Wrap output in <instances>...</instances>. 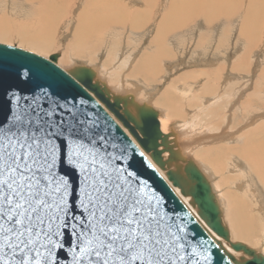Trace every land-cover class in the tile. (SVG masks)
Returning <instances> with one entry per match:
<instances>
[{
  "label": "snow or ice",
  "instance_id": "6c2138e0",
  "mask_svg": "<svg viewBox=\"0 0 264 264\" xmlns=\"http://www.w3.org/2000/svg\"><path fill=\"white\" fill-rule=\"evenodd\" d=\"M9 55L20 84L64 77L44 59ZM146 150L83 92L0 90V264H215L219 238L197 232L176 200L190 195L186 181L158 189Z\"/></svg>",
  "mask_w": 264,
  "mask_h": 264
},
{
  "label": "rangeland",
  "instance_id": "374dc122",
  "mask_svg": "<svg viewBox=\"0 0 264 264\" xmlns=\"http://www.w3.org/2000/svg\"><path fill=\"white\" fill-rule=\"evenodd\" d=\"M72 1L73 0H64V3H68L69 7L66 18L59 25L56 33V49L42 55L34 50L31 51L22 46L20 47L15 40H12L11 42L9 41V43L8 41L6 43L0 42V44L15 46L18 49L36 54L43 58H48L52 54L59 53V59L62 58L64 47L72 39L74 26L76 25L75 17L79 12H82L83 7L85 6V0H74V3ZM253 1L254 3L252 0H200L199 3L209 4V10L207 11L206 17L209 16L210 18L208 19L214 18V20H208L210 21L208 24L212 23L213 26L204 28L202 23H197V26L192 27L193 29L191 28L192 31L191 29L190 31L182 30L184 32H181L183 33L182 39L179 35H175L173 38H168L167 36V42L162 45V50H164V53L166 54V62L164 60V62L160 64L163 70H157V76H155L153 80L144 79L143 76L138 75L143 82H149L150 85L145 84L142 86L133 80H130L128 83L139 85L144 94L149 96V99L151 100L159 97L163 91L169 90L170 94H173L175 97L174 98L173 95H171V98H174L175 105L173 107L176 108L173 109V111L177 113L178 118L185 119L187 117L186 120L193 121L192 123L195 126L201 124L203 121V124L206 126L204 127L203 125V130H205V128L213 127V124L209 123L210 117H204L208 110L212 111V116L214 118L213 122L218 127L227 123V127L238 125V131H248L255 128L260 119L262 120H260L261 123H264V0H258L260 2L257 0ZM170 2V0H151L150 8L146 13L148 15V23L145 26L141 25L140 28L138 27L135 31L132 30L129 32L128 29L125 30L123 33L124 35L122 34L123 37L122 35H119L117 36L118 39L117 37L114 38L113 36H108L112 37L114 40H119V37L121 36L122 38H120V40L123 42H121L120 46L116 47L109 46L108 43H105L98 49V51H92L91 54H93L92 57L94 58L93 63L84 60V58L79 55V57H73L71 59L67 58L66 61H63V63L59 62L57 65L60 64L61 66L58 65L59 67L69 70L75 65L83 64L99 71L100 67L103 66V62L109 59L107 65L109 68H107V70L112 69L113 73L125 80L128 78L134 79V77H130L127 74V71H129L131 65L134 64V59L140 58V54L143 55L144 52L147 54H154L151 42H154L157 35L156 32L158 33V31H161V28H156L158 20L160 15L167 11ZM251 2L253 3V6ZM154 3L156 7H154ZM218 4H221L220 6H222V10L219 9L220 6H218V10L222 12H218V10H216L217 7H214ZM39 5V3H35L34 5L32 3L30 4L24 2V0H0V17H6L5 20L8 21L7 23H10L12 26H14V23L16 22L31 23V21L35 19V13L39 9H42V5ZM226 5L228 6L227 12V8H225ZM133 6L136 8L142 7L141 5ZM224 8L225 11H223ZM197 16H199V14H197ZM212 16H217L218 18ZM192 22H197V19L192 20L190 23L180 20L176 23V26L191 24ZM118 31L122 33L123 29L119 28ZM154 35L155 37L153 39ZM190 39L193 41L189 44L188 41ZM196 41H201L198 50H196L193 44ZM123 44L126 45L124 46ZM170 48L173 51H171ZM128 53H130V55ZM126 55L130 60V62L129 60L127 61L128 64L127 62H124ZM173 55L174 57H177L174 59ZM112 72L109 71L111 75ZM187 82H190L192 86L194 85L193 88L195 89L192 90L194 98L184 100L177 90L179 89L178 87H182ZM105 83L117 93V83ZM201 95H205V99L210 100V102H208V108L206 107L204 109L203 103L200 101V99H202L200 98ZM240 101H244L246 109L245 106L243 107V105H240ZM140 103H144V101ZM210 105H212V107H209ZM177 106H181L184 111L182 109L180 110V107ZM183 106L185 107L183 108ZM238 108L243 110V112L242 110H239L243 114L238 111ZM179 112L181 115H178ZM200 129L202 128L200 127ZM231 137L232 138L229 141L226 140L222 143H225L228 146L238 144L239 139L235 141L234 136ZM206 148L207 146H203L198 151H203V149ZM229 157L230 156H228V158ZM229 160L231 162L232 159L230 158ZM230 162H228V160L226 161L227 167L225 165V171H227L226 169L228 168V173L225 172L224 175H237L239 179L236 184L240 185L244 190L247 189L249 195L254 194V201L258 209L259 206L263 207L256 213L258 221L254 224L256 228L251 231L253 236L250 235L249 239L247 237L244 238L247 240L246 244L248 242V245H250L248 247L256 249L255 251L257 253L264 255V235L262 234V232H264V188L255 182L241 164L239 166L240 168L237 170L240 169L242 171L245 178H247V181L244 176L239 177V175L242 174L237 173L236 168L234 167L230 169ZM208 179L209 181L211 179L212 181L213 179L217 180V178L211 177ZM218 192L220 193L222 191L220 190ZM215 193L217 196L218 193ZM182 201L184 202L183 199ZM239 239L243 241L242 238ZM242 241L238 242L241 243ZM230 252L234 253L233 251Z\"/></svg>",
  "mask_w": 264,
  "mask_h": 264
},
{
  "label": "bare ground",
  "instance_id": "6f19581e",
  "mask_svg": "<svg viewBox=\"0 0 264 264\" xmlns=\"http://www.w3.org/2000/svg\"><path fill=\"white\" fill-rule=\"evenodd\" d=\"M170 1L171 2L167 11L164 14L160 15L158 20V24L156 28L157 29L161 28V31H158V33L156 32L157 34L156 37L155 35L153 36V39L155 37V40L154 42H151L152 43L151 46L153 47L152 49L154 51V54L148 53L149 54L148 55L146 52H144L143 55L140 54L139 59H134V61L132 60L136 65L135 66L136 71L133 72L127 71L128 73L127 72L126 73L130 77L132 76L135 78L138 75H141L144 77V79L153 80L154 77L157 76V70L162 69V66L160 65L162 63V60L164 61L166 59V54L164 53V50H162V45L167 42V36L169 38L174 34L180 33V30L178 29L171 31L173 28L178 27L176 26V23L178 21L183 20L186 21L187 23H190L194 19H200L204 28H206V26L207 27L213 26L212 23L208 24V22H210L208 20H214V18L208 19L210 17L209 16L206 17L207 11L209 10L208 3L207 4L199 3L200 0H170ZM24 2H28L30 4L32 3L33 5L35 3L37 4L39 3L40 5H42L41 7L42 9H39L37 12L35 11L36 12L34 17L35 19L32 20L31 23L16 22L14 23V26H12L10 25V23H7L8 21L5 20L6 17L5 18L0 17V42L6 43L8 41L9 43V41L11 42L12 40H15L17 41L20 47L22 46L24 48L30 49L31 51L34 50L38 54L45 55L49 53V51H52L57 47L56 33L58 31L59 25L66 18L69 5L68 3L67 4L64 3V0H24ZM72 2L74 3V0ZM252 2L254 3L253 0ZM150 3L151 0H85L84 1L85 6L83 7L82 12L81 13L79 12L75 17L76 25L74 26L72 39L64 47V54L62 58L60 59L58 58L59 61L57 60V63L59 62L63 63V61H66L67 58L71 59L73 57H79V55L83 57L84 60L91 61L93 63L94 58L92 57L93 54H91L92 51H98V49L102 47L105 43H108L109 46L112 47L120 46L121 42H123L122 40H120V38L123 37L124 35L123 33L125 30L128 29L129 32H131L132 30L135 31V29H138V27L140 28L141 25L145 26L148 23L149 20H147L148 15L146 13L150 8L149 7ZM133 5H137V6L141 5L142 7L136 8ZM220 5L221 4H218L217 6L214 5L213 6L217 7L216 10H218V6ZM154 7H156L155 3H154ZM227 7L228 6L226 5L225 8ZM225 8L223 11H225ZM219 9L222 10V6H220ZM227 10L228 8L226 9V12ZM218 12H222V11L218 10ZM197 14H199V16H197ZM200 14L202 18L200 17ZM212 17L218 18L217 16H212ZM194 26L197 25H195L192 22L187 26L186 30L190 31V29ZM119 28L123 29L122 33L118 31ZM119 35H122V37L120 36L119 40H117L118 39L117 36ZM108 36H113L114 38L117 37V39L114 40L112 37H108ZM192 41L193 40L190 39L188 43L190 44L192 43ZM200 42L196 41L195 43H193L196 50H198V46ZM170 50L173 51L171 48ZM128 54L130 55V53ZM127 55L126 58L124 59V62H127L129 60V58H127L128 57ZM176 57L177 56L174 57L173 55L174 59ZM108 60L109 59L103 62V66L100 67L99 72L95 70L98 73L100 79H102L104 82L117 83L118 88L116 89V92L124 89L123 87L124 85H125V89L129 87L130 85L127 82L129 78L125 80L123 78H120L117 74L113 73L112 69L107 70V68H109L107 66ZM109 71L112 72V75L109 73ZM193 86L190 82H187L182 87H178L179 89L177 90V92H179V95H181L184 98V100H189L191 98H194L192 90L195 88H193ZM142 91H140V93ZM126 92L129 94L131 93L129 91ZM122 93H124V91ZM140 93H139V97L137 95L138 98H135L138 102L144 101V103H147L148 105L152 106L155 109L157 108V110L160 112L159 122L161 125L160 128L161 131L166 134L170 130V128L173 127L171 128V130L176 135V140L178 142L179 150L182 151L184 155L190 157L201 168L202 172L207 176V178L209 177L217 178V180L213 179V181L211 179L210 182L211 185H213L212 188L214 192L218 193L217 199L222 211L224 224L226 225L229 231L230 241L238 242V241H242L241 239H239L242 238L243 241L241 243L250 246L248 245V242L246 244L247 240L244 237H247L249 239L250 235L253 236V233L251 231L256 228L254 224L256 221H258V216L256 215V213L260 208L263 207L259 206L258 209L254 201V196H253L254 194L249 195V193H247L248 192L247 189L244 190L243 188L240 187V185L236 184V182L239 179L237 175L236 177L233 176L232 174L224 175V173L225 172L228 173V168L226 169L227 171H225V165L227 167L226 161L228 160V162H230L229 159L231 158L232 160L230 162L231 163L230 169L233 167L236 168V172L242 174V175L238 174L239 177L244 176L245 178V175L242 173V171L240 169L237 170L238 168H240L239 166L241 164L251 175V177L255 180V182L259 186L264 188V127L260 126L259 132L253 131L252 133H250V130L238 131L237 127L239 126L237 125V126L223 128L221 131L213 135H208V134L203 135L204 132L213 131L210 129L211 127L208 126L210 128H205V130H207L205 131L203 130L204 129L203 121L201 124L195 126L192 123L193 121L186 120L187 117L185 119L184 118L182 119L180 117L178 118L177 113L173 111V109H176L173 107L175 105L174 104L175 97L173 94H170L169 90L163 91V93L160 95L161 99H159V101L156 100L158 103H155L154 105L151 103L152 101L151 99L146 97H145L146 99L145 98L142 99L141 96H143L142 95L143 93H141V96ZM171 95H173L174 98H171L172 97ZM200 98H202L200 99L202 103L204 102V100H207L205 99L206 98L205 95H201ZM240 105H243V107L245 106L246 109V105L244 104V101H240ZM184 107L185 106H183V108ZM181 109L182 107H180V110ZM239 110L242 109L238 108V111ZM242 112L240 113L243 114ZM162 114H168L170 118L169 117L167 118V116H165L166 118H164L162 117ZM178 115H181V113L179 112ZM200 127L202 129H200ZM231 136H234L235 141L239 139L238 144H235L234 146H228L225 143H222L225 142L226 140L229 141L232 138ZM203 146H207V148L203 149V151H198ZM228 156L230 157L228 158ZM245 180L247 181V178H245ZM217 190L218 191L221 190L222 192L219 193ZM183 200L185 201L186 199ZM262 234L264 235V232H262ZM223 246L227 250H229L225 244H223ZM228 252L233 256H239V254H236L235 252L234 253L230 251Z\"/></svg>",
  "mask_w": 264,
  "mask_h": 264
},
{
  "label": "water",
  "instance_id": "95a60500",
  "mask_svg": "<svg viewBox=\"0 0 264 264\" xmlns=\"http://www.w3.org/2000/svg\"><path fill=\"white\" fill-rule=\"evenodd\" d=\"M15 52L31 60L44 59L50 62L53 68L59 73H63L67 79L53 73L43 76L31 84H20L11 75L10 65L15 62V57L9 54ZM0 55L4 60L3 65L0 66V90L10 85L27 89L35 88L37 84H41L51 87L62 95H77V93L83 92L91 100L100 102L102 110L108 112L120 124L121 130L127 132L129 140L134 143L143 142L147 149L145 163L154 164L157 173V176H152L150 182L154 183L158 189L164 190L168 185L177 188L178 185L173 184L170 177L186 181L185 189L190 195L183 199H186L188 203L185 204L180 197H176V200L180 201L183 208L191 213L192 218L197 222L193 225L197 232H203L205 235L215 234L219 238L217 243L220 247L215 250V264H227L226 257H231L235 264H264V255L257 253L255 249L245 244L230 241L229 231L224 224L220 204L211 182L201 168L179 150L176 135L171 130L173 127L166 134L161 131L160 112L157 109L147 103L138 102L129 93L124 95L115 93L100 79L93 67L83 64L75 65L69 70L59 67L57 65L59 53L43 58L15 46L0 44ZM53 57H55L54 60ZM134 164L140 168L138 160ZM140 170L146 176H151L150 171H145L142 168ZM160 173L163 175L160 176ZM176 200L170 196L168 198L169 205L176 207ZM223 244L239 256L230 254Z\"/></svg>",
  "mask_w": 264,
  "mask_h": 264
},
{
  "label": "crops",
  "instance_id": "0c3cea01",
  "mask_svg": "<svg viewBox=\"0 0 264 264\" xmlns=\"http://www.w3.org/2000/svg\"><path fill=\"white\" fill-rule=\"evenodd\" d=\"M200 17L202 18V16L200 15ZM197 23H202L201 22V20L200 19H197V22H195L194 24L195 25H197ZM189 24H183V25H181V26H178V27H176V28H173L171 31H174V30H176V29H178V30H180V33H177V34H174V35H172L171 36V38H173L175 35H179V36H181L180 38H182V36H183V31L182 30H186V28H187V26H188ZM207 27V26H206ZM212 27V26H211ZM181 32H183V33H181ZM162 62H164L163 60H162ZM165 62H166V60H165ZM136 65H135V63L133 64V66H131V68L129 69V71H136V67H135ZM223 67V66H222ZM224 68V67H223ZM133 69V70H132ZM135 69V70H134ZM163 70V69H162ZM100 71V70H99ZM98 71V72H99ZM130 80H133L134 82H137L139 85H142V86H144L145 84L147 85H150V83L148 82V83H146V82H143L142 80H141V78H139L138 76L137 77H135L134 79H129L127 82H130ZM174 81V80H173ZM172 82V81H171ZM130 86L129 87H127L126 89H125V85L123 86L124 87V89H122L123 91H124V93H122L123 91L121 90V91H117V93H119V94H121V95H124V94H127V92L126 91H129V92H131L130 94L131 95H134V97L135 98H138L139 97V93H140V91H142V89H139L140 88V86L139 85H133V84H129ZM139 86V87H138ZM134 87V88H133ZM138 89H137V88ZM147 87V86H146ZM145 87V88H146ZM132 90V91H131ZM137 90V91H136ZM141 93H143L142 95L143 96H141ZM140 93V96H141V98L142 99H144L145 97L146 98H149V96H147V95H145L144 94V92L142 91ZM163 93V92H162ZM161 93V94H162ZM160 94V95H161ZM137 95H138V97H137ZM159 95V97L157 98H154L153 100H154V102H153V100L151 101V103L154 105L155 103H158L157 101H159V99H161V96ZM145 98V99H146ZM157 100V101H156ZM208 102H210V100H204V102H203V106H204V109L207 107L208 108ZM181 107V106H180ZM209 107H212V105H210ZM157 109V108H156ZM165 116H167V118L169 117L170 118V116L168 115V114H162V117H164V118H166ZM204 117H210V121H209V123L210 124H213V127L212 128H210L211 130H213V131H211V132H208V133H206V132H204V134L203 135H206V134H208V135H213V134H216V133H218L219 131H221L223 128H227V123L226 124H223V125H221V126H216L215 125V123L213 122V116H212V114H211V110H208L207 112H206V114L204 115ZM212 118V119H211ZM226 120V119H225ZM261 120V119H260ZM259 120V122H258V124L256 125V127L255 128H252L251 130H250V133H252L253 131H257V132H259V127L260 126H262V127H264V124H263V122L261 123V121ZM205 126V125H204ZM161 127V126H160ZM206 127V126H205ZM231 127V126H230ZM217 135H220V134H217Z\"/></svg>",
  "mask_w": 264,
  "mask_h": 264
}]
</instances>
